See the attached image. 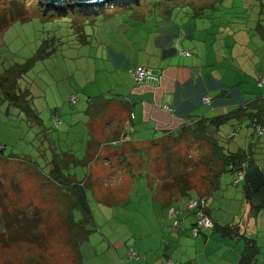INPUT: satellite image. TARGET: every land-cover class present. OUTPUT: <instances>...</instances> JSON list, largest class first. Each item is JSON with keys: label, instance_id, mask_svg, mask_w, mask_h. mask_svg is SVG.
Segmentation results:
<instances>
[{"label": "rangeland", "instance_id": "1", "mask_svg": "<svg viewBox=\"0 0 264 264\" xmlns=\"http://www.w3.org/2000/svg\"><path fill=\"white\" fill-rule=\"evenodd\" d=\"M132 1L54 10L37 0H0V23L3 16L15 19L0 27V264H139L129 253L141 258L138 236L153 232L168 207L163 202L175 204L178 193L185 200L178 209L185 213L191 200L214 190L192 137L166 139L158 148L130 147L125 159L110 156L113 144L92 124L96 114L86 103L105 97L115 74L123 72L122 63L107 62L109 44L120 33L128 38L156 27L184 32L188 43L207 50L209 64L212 53L231 75L253 80L264 92L258 86L264 76V0ZM18 12L27 18L20 20ZM236 119L230 124L240 125L222 130L227 140L237 134L225 147L248 141L247 152L264 172V137L249 121ZM175 172L191 176L186 195L164 189ZM236 179L226 172L219 186L232 190L239 205L246 201V180ZM220 194L211 196L213 205L222 201ZM16 232L25 239L13 242Z\"/></svg>", "mask_w": 264, "mask_h": 264}, {"label": "crops", "instance_id": "2", "mask_svg": "<svg viewBox=\"0 0 264 264\" xmlns=\"http://www.w3.org/2000/svg\"><path fill=\"white\" fill-rule=\"evenodd\" d=\"M137 32L128 38L120 33L109 44L107 62L122 63V68L118 70L123 72L115 74L113 86L105 97H90L86 103L88 112L93 115L94 109L96 114L92 124L96 123V128L102 132L101 137L108 140V146L109 142L113 144L109 146L110 156L125 159L130 147L139 149L156 145L158 148L166 139L178 140L182 137L185 140L182 131L193 128L198 120L227 114L241 107L252 112L239 118L242 125L249 121L253 127V120L262 117L263 90L255 89L253 80L249 82L231 75L230 69L212 58V53H209L210 61L214 63L209 64L207 50L201 48V44L188 43L184 32L178 36L175 32L157 27L144 33ZM125 34H128L127 31ZM177 47L189 55H182ZM138 66L150 69L154 78L136 83L132 71ZM205 98H209L210 102H206ZM96 99L102 100V105H94ZM71 101L75 102L76 97L73 96ZM99 115L103 117L98 118ZM230 123L215 132L225 153L233 156L246 154L247 160H253L254 156L246 150V142L237 147L232 144L225 147V143L237 134L232 133L229 140L225 139L222 134L224 126L235 128L240 125ZM117 146L121 148L115 150ZM228 172L232 173L231 166ZM220 179L213 184L212 193L203 196L208 193L204 191L200 195L207 200L206 211L215 227L194 237L191 227L196 216L188 211L183 214L181 227L173 229L168 211L182 208L185 203L177 193L173 198L175 204L162 203L168 207L166 212H161L162 217L155 223L153 232L138 236L139 264H165L168 261L176 264H264V208H255V211L249 203L238 205L233 201L235 195L232 190L220 188ZM217 192H221L222 201L217 200L219 203L213 205L214 198L211 196ZM166 196V191L162 190L161 201ZM255 205L259 206V203ZM226 226L233 228L231 236L218 230Z\"/></svg>", "mask_w": 264, "mask_h": 264}, {"label": "trees", "instance_id": "3", "mask_svg": "<svg viewBox=\"0 0 264 264\" xmlns=\"http://www.w3.org/2000/svg\"><path fill=\"white\" fill-rule=\"evenodd\" d=\"M125 1H126L125 3L127 4L131 0H125ZM132 2L136 5L137 0L132 1ZM31 4L32 3H30V5ZM17 16L20 18V20H21V17L27 18L26 14L23 15L21 12H18ZM3 17L4 18H2V22L0 23L1 29H4L5 27L9 25V23L15 20L9 15L7 17L5 16ZM19 18H16V19H19ZM7 95L10 97H13V93L10 94L8 92ZM247 111L248 110L246 109V107L245 108L241 107L227 114H223V115H219V116H215L211 118H203V119L198 120L196 125L193 128L186 129V130L184 129L182 131V136L185 135L184 136L185 138L186 136L188 138L192 137L193 142L196 144L195 149L199 153L201 152V154H204L202 158V163H204L203 165L206 170V175H204V177L207 179L209 183L214 184L218 182L221 176L228 171L230 166H231L232 173H236L239 170L242 163L244 162H249L250 169L257 166V164L253 160H250V161L247 160L246 154H242L238 156L226 154L224 151V147L219 143L218 138L215 136L216 135L215 132L218 131V129L222 125L228 123L229 119L242 118L244 113L249 114V115L252 114V113H248ZM260 111H261L260 114H262V108ZM55 117H58L59 122L61 121L60 116L56 114L54 115V118H53L54 123H56ZM182 160L187 161L185 160L184 156H182ZM171 179H172L171 181L167 182L164 185V189H167V190L173 189V190L178 191L182 195H186L187 192L190 189H192L193 182H192V179L189 173H176L175 172L173 174V178L171 176ZM0 185L3 186L4 184L0 183ZM244 198L246 200L245 201L246 203L251 204V207L253 210H255V208L257 209H260L262 207L264 208V186L258 190H253L251 186L249 185L248 181L246 180V184L244 186ZM256 203H259V206H256L255 205ZM40 219H41L40 217L35 219L33 221L34 223L33 222L31 223L32 224L31 228H34V225H36V223H38ZM24 225L26 226L24 227ZM21 226L23 227L24 230L27 231V228H26L27 222L23 223V225ZM232 229L233 228H231L230 226L218 228V230L222 232V234L228 235V236H231L233 234ZM25 237H26V234H21V232L19 233L16 232L14 233L13 236H11V240L13 242L20 241L22 239H25Z\"/></svg>", "mask_w": 264, "mask_h": 264}, {"label": "built area", "instance_id": "4", "mask_svg": "<svg viewBox=\"0 0 264 264\" xmlns=\"http://www.w3.org/2000/svg\"><path fill=\"white\" fill-rule=\"evenodd\" d=\"M180 53L186 56L189 55V53L186 51H182ZM132 75L136 83H142L144 81H148L154 78L151 70L144 66L136 67L132 71ZM258 86L264 89V76L259 77ZM205 101L209 103L210 99L205 98ZM261 108H262V117L261 118L257 117L253 120V127L255 129V132L260 137H264V96L261 98ZM55 122L56 123L59 122L58 117H55ZM249 170H250L249 162L242 163L239 170L236 172L237 179L235 181V184H238L241 181L246 180V173ZM206 207H207V200L205 198L193 199L188 204L187 207L188 211L193 212L196 216V221L191 227V233L194 237H198L206 229H213L215 227L212 218L209 216V214L206 211ZM183 214H184L183 211H181L178 208H171L169 210V217L172 219L173 229L176 230L181 227ZM128 257L134 260L140 259L139 255L137 257L136 252L133 251H130ZM165 264H176V263H173L172 261H168Z\"/></svg>", "mask_w": 264, "mask_h": 264}, {"label": "water", "instance_id": "5", "mask_svg": "<svg viewBox=\"0 0 264 264\" xmlns=\"http://www.w3.org/2000/svg\"><path fill=\"white\" fill-rule=\"evenodd\" d=\"M113 1L125 0H39L46 7L54 10H64L68 7L90 8L103 7ZM246 180L253 190H258L264 186V174L259 166H255L246 173Z\"/></svg>", "mask_w": 264, "mask_h": 264}]
</instances>
